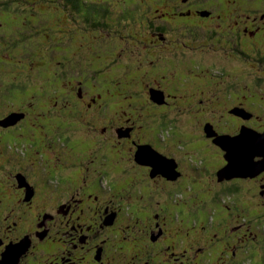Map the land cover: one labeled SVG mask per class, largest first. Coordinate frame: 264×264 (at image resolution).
Wrapping results in <instances>:
<instances>
[{
	"label": "rangeland",
	"instance_id": "374dc122",
	"mask_svg": "<svg viewBox=\"0 0 264 264\" xmlns=\"http://www.w3.org/2000/svg\"><path fill=\"white\" fill-rule=\"evenodd\" d=\"M52 1L32 0L33 4L29 3L25 7V11H35L34 9L38 10L42 9V7H47L51 10V18L48 17L47 13L43 15L46 19L31 18V20L34 19V21H37L32 26L24 24L14 28L17 33L26 37V39L16 38L14 40L15 43H22L23 40L27 43L26 45H30V47L27 46L29 47L26 50L27 52L22 51V47L20 46H15V48L10 47L8 40L0 38V78L2 77L4 79L6 77L11 82L16 77H22L23 82L31 83L29 88H24V98L22 97L16 102L10 101L9 104H5L0 109V112H2L0 118L2 116L3 119L6 118V112L10 108L14 113L22 114L13 123L7 122L8 124L6 123L5 127L0 128V139L9 136L7 133L11 134L12 131H15L18 136L16 139L11 138L12 147L7 146L8 141L5 140L6 143L0 141V189L4 187L8 188L5 190V194L0 197V223H8L6 228L12 230L16 235L20 234L26 228L29 230L28 233L33 242L35 240L39 242L37 248L34 250H32L33 245L31 243L28 253L23 257L24 260H21V264H48L45 258L48 257V252L55 251L58 245L64 246L66 249L70 247L67 236L60 238L57 233L58 231L63 232L69 230L70 224L58 225L55 218L47 219L48 224L30 227L29 225L33 221H36V214L35 212L30 213L27 211L24 216V220L27 221V226L23 227L22 231L16 232L18 228L14 224V216L9 217L7 215V207L10 204L11 198L17 199L16 203H18L20 196L24 192L22 186L26 184L20 179L21 176L18 175V169L27 172L30 179L35 181L36 193L33 199L35 204L36 202L38 203L36 205L39 208H42L43 205L48 206V202L51 205L56 204L57 199L55 197L59 191L54 189V183H52L51 187H47L44 178L51 182L49 179L51 173L47 172L43 166L45 162V167L48 170L49 167L47 168L46 166L47 159L45 157L49 155L50 159L55 160L56 157L54 154L64 150L63 146L51 142L52 139H55L54 137H46L47 134H51L54 131L53 127L57 122L59 124L69 123L68 125L66 124L67 130L65 132L66 134L70 133L71 136L83 137L91 140L93 144L96 143L97 139L105 140L100 149H97L98 146L91 148L92 155H96L97 157L96 168L91 170L92 176L90 178L91 180H89L91 182L88 186L89 192L94 193L98 191L95 186V177H99L102 174H98L97 169L100 166H102L101 170L103 169V171L105 169L116 170L117 168H129L136 176V178L131 180L127 176H124L125 173H122L124 178H122L120 173H117L118 177L114 173H106L109 176L108 180L112 176L115 182L113 184L103 180L101 185L104 191L102 194H99L100 202H97L93 197H85L81 200L82 195H77L67 200L74 208L69 212L71 214L70 220L74 221L75 224H78L80 221L83 223L91 222L94 223V226L91 230L85 231L89 235L88 243L82 248L80 245L75 248L71 252L73 258L71 260H65L71 263L66 264H84L86 260H90L93 264H96L94 256L97 245L103 246L106 252L118 250L128 252V254L123 253L126 255V258L120 261H126L131 264L141 263V260L131 262L132 259L129 256L138 246L145 244L142 236L143 227L144 229L147 228L149 222L154 224V218H162L163 212L168 210L164 207L166 204L171 206L170 209H172L171 215L173 218L175 214L173 201L175 198L183 203L186 210L202 205L207 213L202 217L204 224L206 223V218L208 219L207 215L211 214L209 220L212 223L209 226L208 233L204 234V239L209 240L206 241V244L211 241L210 256L213 261L216 260V257H220V254L228 255V257L231 256L233 254L232 250L236 246L235 249H237L236 251L238 253H236L234 264H243L242 261L245 257H248L247 259L252 264H263L261 262V255H264V253H262L261 246H264V235L260 236V231L264 227V196L259 193V190L261 189V183H264V174L261 179H256L261 174L260 172L254 177L224 178L222 179L223 181H217L214 173L215 170L212 168L217 165L219 167L221 164L224 159L221 153L223 150L210 140L212 138L211 136L205 135L207 133L203 130L202 125L205 120H214L220 127H223L220 130L226 131L228 129L229 131H237L239 129L241 130L242 127L240 125L243 122L252 125L260 131L264 130V62L258 59L260 56L259 53L264 52V0H204L208 3L204 5V8H208L211 5L209 1L214 4L212 6L218 5L216 3L224 4L230 2L228 10L221 11V15L224 16L227 12H233L235 17L231 16L226 24L241 19L244 17L242 15L244 13L252 12L249 9H255V12L260 13L262 17L258 20L245 16L244 19L242 18L244 22L240 25L241 29L248 28L249 30L255 29V26L260 25L254 32H258L262 36L249 35L248 38L256 41L257 45L260 44V47H258L261 51L258 52V49H255L252 44L245 43L243 45L246 50L252 52L250 57L231 53L233 50L229 51V49H225L220 40H216L213 43L215 46L211 44L203 46V43L200 44V38L202 39L201 35L196 37L197 42H193V38L189 37L185 32L184 36L167 39V37H171L169 30L166 31L165 39H160L157 34L158 41L161 42V45L153 46V49L149 51L147 47L141 46V41L138 42L136 39L126 36L125 33L116 37L115 34L117 35V33L113 29V24H110L111 35L108 34L110 30L104 27H101L100 30L92 27L91 29L88 27L89 31L83 29L86 21L79 16L81 12L75 4L71 2L78 8L77 15L72 5L68 6L69 11L66 12L65 9L68 7L51 4L53 3ZM114 1L117 5L121 1L125 2V0ZM141 1H145L148 6H151L150 14L153 19L158 20V23H171L170 29L172 33L177 32L174 31L178 27L177 24L181 25L183 30L185 29L184 27L187 25L179 23V17L177 16L182 17L185 14L184 12L186 10L189 12V9H193L196 3V1L192 2L191 0ZM179 2L181 3L180 8L177 10L172 9ZM97 3L107 4L105 0H89L87 5L92 7L91 10H94L95 4ZM127 5L129 6L130 4ZM127 5H123L122 7H127ZM99 8L100 6H98ZM204 8L202 10H205ZM115 9V11H119L118 7ZM104 10L107 17L110 18L109 15L113 13V10L109 8H105ZM174 11L184 14H177ZM117 13H114L116 19H120L122 16H118ZM202 14L204 13L202 12ZM187 15L191 16L189 18L196 17L190 13ZM87 16L92 18L90 13L85 17L89 19ZM3 21L0 19V36L9 34V32L2 33L3 30L8 31L6 27L8 24L3 23ZM91 22H94L93 19L90 20ZM46 23H49V25ZM134 23H136L135 29L140 31V24L142 23L138 24L136 21ZM226 24L223 23L220 28L224 29ZM181 26H179V29H181ZM40 38L41 40L37 42L43 43V50L50 49L51 45L52 51L55 49V55L58 56L55 59H67L68 61V58L63 55L64 51L71 57L73 63L83 62L85 64L83 69L86 77L80 76L79 74H74L73 76L70 69L64 70L63 75L62 70L65 68L61 67V65H55L54 67L47 60L50 54L44 52L42 49L32 51L31 53V44L35 42L34 40ZM150 38V36L146 38V41L142 37L148 44L153 43ZM7 39L11 38L8 37ZM181 40H186L187 47L182 45ZM192 45L195 46L188 47ZM23 54L28 57L31 63L36 64L35 67L32 66L27 69V67L18 63L22 59L21 55ZM257 56L258 58H256ZM155 58H157L156 62L150 61ZM192 60L199 61L202 65L193 66V63H190ZM205 66L210 69L213 66L216 69L226 71L222 73L220 71L216 72L215 70L212 72L214 73V77H212L209 75L208 70H205ZM15 72L19 73V75H14ZM55 72L57 74L62 73L61 81L52 78ZM70 77L71 79L67 81ZM17 79L21 82V79ZM79 80H82L83 83L86 81L85 84H82L85 101L78 98L79 95L77 96ZM1 83L2 81H0ZM174 84L185 90H182V92L171 91V95L169 97L167 96L169 99L168 103H157L151 98V89H163L168 93ZM230 84L233 85L230 86ZM150 85H152V88H150ZM235 85H239L238 88L234 87ZM1 88L2 84L0 85ZM43 90H45L44 94L47 95L43 96ZM241 90L249 92L247 98H244V101H246L247 107L253 110L255 114H252L246 119L235 118L233 115L228 114L221 115L222 110H224V113L229 111L230 108H227V105L231 100H235V102L240 100L237 97H239ZM228 93L233 96L230 97V100L227 99ZM19 94L21 95V92L18 89L13 90L9 88L1 92L0 96L5 97V95H9L19 98ZM96 97L97 100L93 102L92 98ZM44 98H47V100H44ZM1 99L4 100V98L0 97ZM187 104L191 105L189 108L193 110L195 106L200 108L195 111L186 112L183 109ZM74 111H77V113H74ZM232 111H234V108L231 109ZM53 114L55 115L54 120L48 121L47 118H50ZM164 114H168V116ZM163 116L171 124L169 127L165 124L161 128L159 121L162 120ZM43 117L46 122L44 124L46 128L42 124ZM127 117L134 120L135 132L131 137L120 136L121 134L118 132V135L120 134L119 137L115 132V125L122 123L124 125ZM23 118L26 120L20 123ZM103 124H107L110 133H106V135L100 133L99 127L103 126ZM118 128L120 131L122 130L121 126ZM236 128L237 130H235ZM40 129L41 133L38 134L37 132ZM133 138H140L143 141L152 140L153 138L159 150L165 152V154H173L177 158L181 163V167L184 169V173L174 178L161 173L159 176L150 179L146 168L136 167L132 163L130 146ZM94 150L96 151L93 154ZM20 154L24 159H22L23 162H20V164L11 166L6 163L5 160L7 157L18 158V156H21ZM101 156L104 158L106 156L109 157V166L104 161L100 164L99 159ZM30 167L32 170L40 171L43 179L39 180V182L41 181L40 184H38L36 177L31 175ZM41 170L45 172L43 173ZM176 172H178L177 168ZM176 178H180V182L176 184L172 183L173 179L175 181ZM74 180V183L69 184V186H78L81 178L76 176ZM236 181L240 183V190L236 192L239 198L237 200L228 198V201L223 198L222 200L224 201L221 202L222 196H227L226 188ZM61 185L68 186V183L62 181ZM129 188H132V190H129ZM126 189L132 194H127ZM119 190L122 192L121 195H119ZM176 191L183 193L177 192L175 195ZM185 193H189L187 201L183 199ZM230 196L233 197L232 194ZM219 197L220 199H218ZM50 198L52 200L48 202L44 200ZM131 204L139 207V210L143 208L144 211L140 212L139 222L130 232V239L122 237V239L115 242H110L109 234L102 229L103 227L99 226L101 223L99 222L100 219H104V207L108 206L109 210L118 212L117 222L113 226L120 224H118V220H121L122 224L126 225L130 224L129 220L131 221L133 217L132 211L130 210L131 207L128 206ZM21 207L25 209V206ZM144 207L149 212L147 217V210ZM81 208H84V210L81 211ZM15 212H17L16 209ZM142 215L145 216L142 217ZM59 217L60 219L64 218L62 216ZM64 220L68 219L64 218ZM43 221L44 219H42ZM172 221L177 224L178 220ZM160 222H162V219H160ZM200 223L203 224L202 221ZM177 225L180 226L179 223ZM177 228H173V231H176L179 235L182 234L184 238L186 233ZM41 229H48L47 232L50 235L47 236L44 234L43 237L38 236L37 232ZM125 230L128 231L129 229L125 228ZM126 233L124 230L119 232L120 236L126 235ZM8 234V231L3 229V236L7 237ZM45 238H50L51 240H44ZM76 238L78 239L77 235ZM63 239H66V243L61 245ZM164 244V240L160 241L158 248ZM180 245L182 248L184 247V244ZM185 246H188L187 242ZM174 250L179 252L180 249L174 248ZM245 250H248L252 257L249 255L246 256L247 253ZM200 252L202 255H205L207 249L204 248ZM32 255L33 257H31ZM115 255L118 257V254ZM80 256L83 257V261L77 259ZM52 258L53 256L49 257V259ZM109 261H117V259ZM152 262L154 263L153 259ZM170 264H173L171 260ZM194 264L202 263L196 260Z\"/></svg>",
	"mask_w": 264,
	"mask_h": 264
},
{
	"label": "flooded vegetation",
	"instance_id": "af4514ba",
	"mask_svg": "<svg viewBox=\"0 0 264 264\" xmlns=\"http://www.w3.org/2000/svg\"><path fill=\"white\" fill-rule=\"evenodd\" d=\"M192 2H195V5L193 6V9H189V12L186 10L184 13H179L177 11H174V13L177 12V14H184L182 15V17H191L190 15L187 14H193L194 16H196L195 18L192 17L194 20L196 21H204L205 23H207V25L211 26V27H220L222 26L223 23H227L228 19L231 16H234L233 12H227L224 16L221 15V11H226L228 10V6L229 3H224V4H220V3H216L218 5L216 6H212L214 5L213 3H211L209 1V7L208 8H204L205 4H208L207 2H205L204 0H191ZM205 2V3H204ZM180 2L179 4L176 5V8L174 10H177L178 8H180ZM251 6H253L251 4ZM255 7V6H254ZM205 10H202V9ZM193 10V12H192ZM255 9H249V11H252L250 13H244L242 15L247 16V18H252L254 20H258L260 19V17H262L260 15V13L255 12ZM192 12V13H191ZM202 12L204 14H202ZM207 13V14H205ZM211 13V14H210ZM232 13V14H231ZM216 15V18H215ZM235 17V16H234ZM244 17H242L244 19ZM238 19L235 20L234 22L231 21L232 23L230 24H226L225 28H220L221 30H223L224 32H226L227 37H224L220 40L223 43V47L225 49H229L233 50V54H236V47L240 46L241 49L246 50L243 45L245 43H249L252 44L253 47H255V49L261 50L259 47V45H257L256 41H254L253 39H249L248 36L252 35V36H256L259 35L258 32L255 33L254 31L256 29H258V26H255V29H251L249 30L248 28L244 29L240 27L241 23L244 22L243 19ZM221 21V22H220ZM233 29V30H232ZM253 31V32H252ZM151 34V38L150 40L154 43L155 40L157 42L158 41V36L160 39H165L166 37V32H156L155 30L150 32ZM262 36V35H259ZM167 39H169L167 37ZM225 42V43H224ZM231 43H233V45H231ZM220 44V43H219ZM161 45V42H159V46ZM259 46V47H258ZM192 47V46H190ZM230 47V48H229ZM240 52V50H239ZM251 52V51H250ZM177 55V54H175ZM244 57H246L244 55ZM157 58L155 59H151L150 61L156 62ZM166 60V59H165ZM167 61V60H166ZM194 62H199V61H195ZM192 61H190L191 63ZM157 67V66H155ZM152 67V68H155ZM205 70H208L209 74H212V71H215L214 68L210 69L209 67L205 66ZM214 74V73H213ZM212 76V75H210ZM214 77V76H212ZM82 84H85L82 82V80H79V86L77 87V96L78 98H80L82 101L84 100V95L82 92ZM152 88V85H150ZM155 87V86H153ZM164 93V104L169 102V99L167 98V96L169 97V95H171L170 93H172L171 91H168V93L163 90ZM247 93L246 92H241L239 94V97H237L238 99L240 98L239 101L235 102V100H231L228 105L227 108H230L229 111H226V113H224V110H222L223 112L221 113V115H233L235 118H246L244 117V115L242 114V112H249L252 114H255L253 110L249 109L246 105V101H244V98H247ZM173 96V95H172ZM250 96V94H249ZM230 97H233L232 95L228 96V100H230ZM243 97V99H242ZM93 102H95L97 100L96 98H92ZM153 102V101H152ZM155 103V102H154ZM199 105V104H197ZM202 105V104H201ZM189 104L186 105L185 110L186 111H195L198 110L200 107L195 106L194 110L192 108H189ZM234 108V111L231 112V109ZM214 113V111H212ZM1 114V113H0ZM28 116V115H27ZM220 116V115H219ZM221 117V116H220ZM207 119V118H206ZM85 123V122H84ZM125 124H119V125H115V132L118 135V132L121 134H119L120 136H126V137H131L135 130H134V120H132L131 118L127 117L125 119ZM59 124V123H58ZM207 124H210L212 126V128L219 134H223V133H227V134H237L239 130H237V128L235 130L237 131H229L228 129L226 131L224 130H220L223 127H220L214 120H205L202 128L203 130H205V126ZM62 124H59L57 126H61ZM243 125H247L250 127H253L252 125H248L246 123L242 122V125H240L241 127ZM45 126V125H44ZM122 127V130L120 131L118 127ZM60 127H55L54 131L51 134H47L46 137L48 136H52L55 139L51 140V142H54L55 144H58L59 146H63L64 150L61 151L60 153L54 154V156L56 157L55 160L50 159L48 153H47V157L49 158V169L47 170V172H50L51 174L49 175V178H53L56 179L54 181H52L55 184V190H58L59 192L57 193V196L55 197L57 199L56 204L51 205L50 202H48L49 200H52V198L50 199H44L48 202V206L43 205L42 208H39V206H37L36 204H38L36 202H34V199H32L30 202H24L22 201V195L20 196V200L18 203H16L17 199H15V202L12 203L11 207L8 208L7 211V215L9 217H12V215L14 216V224L15 226L18 228L16 229V232H20L22 231L23 227L27 226V221L24 220L23 214L21 213V208L22 207H18V205L22 204V206H25V209L23 210L24 215L25 213L28 211V208H26V206L29 207V209H31L32 213L35 212L36 214V221H33L31 223V225H29L30 227L35 226H42L45 224H48V222L46 221L47 219H55L56 218V222L58 225H66V224H70V229L69 230H65L63 232L58 231V235L59 237H63V236H67V241L70 244L69 248H65L64 246H56V250L53 252H48V257H45L48 261V264H66V263H71L69 261H65V260H71L73 258V255L71 256V252L77 248L79 245L82 247L85 246V244L88 243V233H85L86 230H91L92 227L94 226V223H83L82 221H80L78 224H75L74 221L70 220L71 214L69 213L70 210H73L74 208L72 207L71 203L68 202L67 200H70L72 197L75 196H81V200L85 197H93L97 202H100V195L103 193V187H102V182L103 180H105L106 182L109 181L111 183L114 184L115 180L112 178V176L110 177V180H108L107 174H116V176L118 177L117 173H120L122 175V173H125L124 176H127L128 178H130L131 180L136 178V176L132 173V170H129V168H117L116 170H107L105 169V171H103V169L101 170L102 166L99 167L98 170V174H101V176H96L95 177V186L97 187V192L91 193L89 192V188L88 186L91 184V182H89V180H91V170H94L96 168V155H92L91 153V148H95L97 147V149H100L103 145V141H105L104 139L96 140V143L93 144V142L91 140H87L83 137H74L71 136L70 133L66 134L65 131H62V129H59ZM255 128V127H254ZM100 129V133L106 135V133H110V131L107 128V124H103V126L99 127ZM98 129V131H99ZM256 129V128H255ZM85 131V130H82ZM206 133V131H205ZM118 135V136H119ZM207 135V134H205ZM119 136V137H120ZM123 138V137H122ZM210 140L212 142L213 138H210ZM131 159L133 160L132 163H134V165L136 167H144L146 168V170L149 173V178H155L156 176H159V174H161L160 172L153 175L151 174L152 171V166L149 164H143L140 163L136 160V152L139 148L140 145L143 144H147L149 146H153L155 149H157L159 152L165 154V152L161 151L158 149V147H156V143L154 142V140H141L140 138H133L131 140ZM215 143V142H214ZM216 144V143H215ZM217 145V144H216ZM218 146V145H217ZM219 147V146H218ZM133 148V151H132ZM96 150L93 151V154L95 153ZM222 158H224V151L222 152ZM57 155V156H56ZM168 157H173V154H165ZM105 158L101 156V158L99 159L100 164L104 163L109 166L110 165V161L104 160ZM176 162H177V169L178 172L180 173L179 175H182L184 173V169L181 167V163L177 160V158H175ZM109 163V165H108ZM226 163V160L223 159L221 164L215 167H213L212 169L215 170V176L217 178V181H220L218 179L217 176V172L218 170L221 168V166H223ZM52 164V165H51ZM106 166V167H107ZM180 168V169H179ZM85 170V171H83ZM112 171V172H111ZM46 172V173H47ZM107 173V174H106ZM264 172L256 177V179H261L263 177ZM262 175V176H261ZM52 176V177H51ZM76 176H79L81 178V181L79 182L78 186L72 187L69 186V184H73L74 183V178ZM124 176L122 175V178H124ZM121 179V177H120ZM166 179V178H165ZM180 178H176V180L172 181V183L176 184L180 182ZM64 181L66 183H68V186H63L61 185V182ZM223 181V180H222ZM228 182V181H225ZM223 182V183H225ZM261 189L259 190V193L264 196V183H261ZM181 187V185H180ZM88 188V190H86ZM53 189V190H54ZM129 190H132V188H129ZM128 189H126L125 191H127V194H132L131 192H129ZM36 193V191H35ZM119 195H121V190H119ZM125 194V193H124ZM70 198V199H69ZM44 203V202H43ZM204 204V203H203ZM130 206V210L132 211V219L131 221L129 220L130 224H126L123 225L121 220H118V224H122V225H115L118 219V212L117 211H112L109 210L108 206L104 207V219H100L99 222H101L99 224L100 227H103L102 229L104 231H106L109 236H110V242H115L119 239L126 238V239H130L131 235L130 232L134 229V226L139 222V214L141 211H144L143 208H141L139 210V207L135 206L134 204L128 205ZM200 205V207L198 206L196 209H187L186 211L183 210V213H181V211H179L180 213V218H179V214H174V217L172 218V209H170V205L166 204L164 207L167 208L168 210H166L165 212H163V217L160 218L162 219V222H160V219L158 218H154V224H152L151 222H149V226L147 228L144 229L143 227V239L145 240V244L143 246H138V248L129 256L131 260V262H135L136 260H141L142 262L139 264H170V260L173 262V264H194L196 262V260L200 261L202 264H234L235 262V257H236V253H238L235 249L233 248L232 252L233 254L231 256L228 257V255H223L220 254V257H216V260L213 261V259L210 256V252H211V241L208 242V244H206V241L209 240H205L204 239V234L208 233L209 230V226L211 225V221L209 220L210 218L208 217V219L206 218V223H203V219L202 217L207 214L205 208ZM17 208V209H16ZM145 208V207H144ZM15 209L17 212H15ZM146 209V208H145ZM84 210V208H81V211ZM139 210V211H138ZM147 210V209H146ZM30 212V211H29ZM30 212V213H31ZM149 215V212L147 210V215L146 217ZM211 214H209L210 216ZM57 216V217H56ZM59 216H62L68 220H64V218L60 219ZM145 215H142V217ZM179 218V219H178ZM28 219V218H26ZM42 219H44V221L42 222ZM146 219V218H143ZM172 220H178L177 224L179 223L180 226H178L177 224L174 223V221ZM202 221L203 224H201L200 222ZM96 223V222H95ZM98 224V222H97ZM8 225V223H0V255L1 252L3 251L2 249L5 248V246L11 242V241H16L18 240L20 237L27 236L28 238L31 239L30 234L28 233V229H24L20 234H14L12 232V230H9L8 228H6V226ZM113 226V227H112ZM110 227V228H108ZM177 228L180 231H184L186 233L185 237L183 239L180 238L179 234L176 231H173V228ZM125 228H128L129 230H125ZM3 229H6L8 231V236L5 237L3 236ZM48 229H41L40 231L37 232L38 236L43 237L44 234H46L47 236H49L50 234L47 232ZM126 231V235H121L119 234L120 231ZM74 231V232H72ZM76 235L78 237V239L76 238ZM128 236V237H127ZM213 239V238H212ZM44 240H51L50 238H45ZM106 240V239H105ZM165 241L164 246L165 247H160L158 248L159 242L160 241ZM211 240V239H210ZM36 242V243H35ZM187 242L188 246H185V243ZM33 248L32 250H34L35 248H37L39 242H37V240H35L33 242V240L31 241ZM55 243V242H54ZM66 243V239H63V242H61V245H64ZM150 243V245H149ZM205 243V244H203ZM180 244H184V247L182 248V246ZM89 248V246H87ZM122 247V245H121ZM174 248H179V252H176L174 250ZM204 248L207 249V252L205 255H202L200 251H202ZM28 253V252H27ZM26 253V254H27ZM95 256L94 259L96 261V264H131V263H127L126 261H120L121 259H125L126 255L124 254H128V252H126L125 250H118V251H108L106 252L104 247L101 245H97L95 248ZM124 253V254H123ZM25 254V255H26ZM32 254V253H31ZM118 254V257L117 255ZM159 254H163L164 256V260L161 259L160 261H158V255ZM24 255V256H25ZM167 255V256H166ZM23 256V257H24ZM50 256H53L52 259H49ZM166 256V258H165ZM23 257L21 258V260H24ZM225 257V258H224ZM49 259V260H48ZM77 259L83 261V257L80 256ZM117 259V261H109V260H115ZM152 259L154 261V263L152 262ZM264 264V261H261ZM260 262V263H261ZM21 264V261L20 263ZM40 264V263H39ZM84 264H93L90 260H86V262Z\"/></svg>",
	"mask_w": 264,
	"mask_h": 264
},
{
	"label": "trees",
	"instance_id": "16d2710c",
	"mask_svg": "<svg viewBox=\"0 0 264 264\" xmlns=\"http://www.w3.org/2000/svg\"><path fill=\"white\" fill-rule=\"evenodd\" d=\"M52 2L53 3H51V4H57L59 6L61 5V6H65V7H68L69 5H72L74 7V9L76 10V15L78 14L77 10L79 8L80 12H81V13H79V16L83 20L86 21V23L84 24L85 26L83 27V29L89 31L88 27H90V29L92 27V28L100 30L101 27H104V28H108V30H110L108 32V34L111 35L112 31H111V25L110 24H113L114 25L113 29H114L115 33H117V35L115 34L116 37L119 36L120 34L125 33L126 36L134 38L138 42L141 41V46L142 47H147V49L149 51L151 49H153V46H156V45L159 46V42H157V41L155 43L148 44V42H145L142 39V37H144L145 40H146V38H149V36L151 37V35H149V33L152 30L153 31L155 30L156 32H160V31L161 32H163V31L166 32V31L169 30V33L171 34V37L169 39H174V38H177L178 36H180V37L184 36V32H185L189 37L193 38L192 39L193 42H197V38L196 37L197 36L199 37V35H201L203 40L200 38V42H201L200 44L203 43V46L206 45V44H211L212 46H215V44H213V43L216 40H221L223 38V36L227 37L226 32L221 30L220 27H216V26L215 27H211V26L207 25V23H205L204 21H196L193 18H189V17L183 18V17H180V16H177V17H179L178 18L179 19L178 22L181 23V24H185L187 26L184 27L185 29L183 30L182 26L177 24V26H178L177 29H174V31H177V32L176 33H172L171 29H170L171 23H169V22L168 23L165 22V24L164 23H158V20L153 19L152 15L150 14L151 13V6L150 5L148 6L147 2L141 1V0H125V2L121 1V3H118V5H117V3L114 0H105V2L107 4H100V3L95 4V9H94L95 11L91 10L92 7L87 5L89 3V0H81V1L80 0H53ZM71 2L73 4H75L78 8L75 5H73ZM29 3L31 4L32 0H0V12H2L1 15H0V19L2 21L4 20L3 23L5 22L6 24H8L6 26L8 28L7 29L8 31L3 30L2 33L5 34V33L9 32L8 35L6 34V36L5 35L0 36V38H2L3 40H8L10 47H13V48H15V46L22 47V51H26L30 47V45H26L27 43H25L23 40H22V43H20V42H16L15 43L14 39H16V38L26 39V37L24 35H21V34L17 33V31H15L14 28H16L17 26L24 25V24L27 25V26H32V24H36L37 21H34V19L31 20V18H37V19L38 18H42V19L44 18V19H46V17H44L43 15H46L47 13H48V17H50V18L52 17V16H50V15H52L51 10L48 9L47 7H42V9H38V10L34 9L35 11H32V10H28V11L26 10L25 11V7L28 6ZM127 4H130V5L128 6ZM131 4H133V5H131ZM106 5H108V6H106ZM123 5H127V7H122ZM49 6H50V3H49ZM98 6H100L99 9H101V10L98 9ZM116 7L119 8L118 9L119 11H115ZM105 8H109V9L113 10V13H110V15H109L110 18L107 17V15L105 14V10H104ZM132 8H134V9H132ZM175 8H176V5H174L172 7V9H175ZM65 11L68 12L69 11V7L66 8ZM116 12H118L117 13L118 16H120V17L122 16L120 19H116V16L114 15V13H116ZM89 13H90V15H92V18L87 16L89 19H86L85 17ZM102 13H104V14H102ZM92 19H93L94 22L90 23V20H92ZM114 19H116V20H114ZM134 21L138 22V24L142 23V24H140L141 25L140 31L135 29V24L136 23H134ZM46 24L49 25V23H46ZM179 26H181V29H179ZM188 26H190V27H188ZM158 28L160 29V31H158L159 30ZM174 28H176V26H174ZM137 34H138V36H137ZM205 36H206V39H205ZM8 37H10L11 39H7ZM69 38H71V37H69ZM40 40H41V38L37 39V40H34L35 42H33L31 44V50H30L31 53H32V51L34 52L35 50H38V49H42V50L44 49L43 43L37 42V41H40ZM12 42H14V43H12ZM181 43H182V45L187 47L186 40H181ZM231 45H233V43H231ZM27 46H29V47H27ZM194 46L195 45H192V47H194ZM188 47H190V46H188ZM235 49L237 51V52H235L237 55H243V56L245 55L246 57H250L252 55V52L245 51V50L241 49L240 46H237ZM54 50L52 51V45H51L50 49H48L46 51L43 50V51L44 52H48L50 54V57H48L47 60H49V62L52 63L54 65V67H55V65H59V66L61 65V67L65 68V69L62 70L63 71V75H64V70L70 69V71L72 72L73 76H74V74H79L80 76L86 77L84 75L85 71L83 69V66H85V64L83 62H74L73 63L72 60H71V57L68 56L67 52H64V51H63V55L68 58V61H67V59H62L64 61H62L61 59H55V57H58V56L55 55L56 53H55ZM239 50H240V52H239ZM259 51H261V50H259ZM259 54H260L259 58H258V56L256 58H258L259 61H263L264 62V52L259 53ZM21 58L22 59L19 60L18 63L21 64L22 66L27 67V69L29 67H32V66L35 67L36 64L35 63H31L28 60V57H26L24 54L21 55ZM53 58H54V60H52ZM164 62H165V60H164ZM192 63H193V66L202 65L200 62H194L193 60H192L191 64ZM66 67H68V68H66ZM211 68H214V70H216V72L220 71V72L224 73V71H226V70L223 71V69H216L213 66ZM200 69H202V68H200ZM32 70H34V68H32ZM212 72H214V71H212ZM61 74L62 73L57 74V72H55V74L52 75L53 76L52 78H55L57 81H59V80L61 81V77H62ZM14 75L18 76L19 73L15 72ZM209 75L214 76L213 73L209 74ZM1 78H0V81H2V83H1L2 84V88L0 89V93L3 92L4 90L6 91V90H8L10 88V89H13V90L18 89L19 92H21V95L19 94V98L11 97L9 95H5V97L0 96L1 98H4V100L3 99L0 100V109H2L5 106V104H9L10 101L16 102L17 100L22 98L23 95H24L23 94L24 93V88H29L30 85H31V83L23 82V78L22 77H16L14 80H11V82L6 77L4 79L3 78L1 79ZM17 78H19V79L22 78L20 80L21 82H19ZM70 79H71V77L69 79H67V81H69ZM84 83H86V81H84ZM234 84H236V83H234ZM232 85L233 84H230V86H232ZM238 86L239 85H237V86L235 85L234 87L238 88ZM234 87H231V88H234ZM182 90H185V89H183L182 87H177L175 84L172 85V87L170 89V91H175V92L176 91L182 92ZM244 90H246V89H244ZM242 91L243 90H241V92ZM44 92H45V90H43V96L47 95V94H44ZM246 93L248 94L249 92L246 91ZM229 95L230 94L228 93V96ZM44 100H47V98L46 99L44 98ZM44 102H47V101H44ZM30 108H31V106H30ZM183 110L185 111V108ZM12 112H14V111L10 108V110L7 111L6 114H9V113H12ZM186 112H189V111H186ZM0 113H2V112H0ZM74 113H77V111H74ZM164 115L168 116V114H164ZM1 118H2V116H1ZM27 118H29V117H27ZM54 118H55V115L53 114V116H51L50 118H47V120L51 121V120H54ZM25 120L26 119L23 118L20 121V123L24 122ZM159 122H160L161 128H163L165 126V124L168 125L167 127H169V125H171L165 120L164 116H163L162 120L159 121ZM45 123L46 122H45L44 117H43V120H42L43 126H44ZM64 124H65V126H64ZM64 124H62L61 126H57V125H59L58 122H57L56 125L53 128L55 129V127H60L59 129H62V131H65V130H67L66 129V124L68 125L69 123H64ZM2 127L3 126H0V128H2ZM44 127L46 128V126H44ZM171 129H172V126H171ZM33 132H35V131H33ZM37 133L38 134L41 133V129ZM7 134L9 136L0 139V141L4 142V143H6V141H8L9 143H7V146L12 147L11 138L16 139V138H18V136L16 135L15 131H12L11 134L10 133H7ZM5 148H6V145H5ZM45 158L47 159L46 166L48 168L50 166L49 165V158L48 157H45ZM22 159H23L22 155L18 156V158L10 156V157H7L5 161H6L7 164H9L11 166H16V164H18V163L20 164V162H23L24 159L23 160ZM107 159H109L108 156H106L104 160H107ZM2 166H4V165L2 164ZM43 167L47 171V169L45 167V162H44V166ZM29 169L31 171V172L29 171L31 173V175L35 176L36 180H38V184H40L41 181L39 182V180H43L41 175H40V171L39 170H32L31 167ZM41 171L43 173L45 172L43 170H41ZM26 174H28V173L26 172ZM28 177H29V174H28ZM49 179H50L51 182H49L47 179L44 178V180H45L44 182L47 184V187H51V185L53 183L52 181L56 180V179H53V178H49ZM237 182L238 181L233 182L232 185H230L228 188H226V195L227 196H224V197L222 196V198L220 200L221 202L224 201V200H222L223 198H225L227 201H228V198H234L235 200H237L239 198L238 195L236 194V192L240 190V183L239 182L237 183ZM182 189H183V187H182ZM179 191H176L175 195ZM179 193H183V192H179ZM170 194H172V193L170 192ZM188 194L189 193H187V194L185 193V195L183 196V199H185L186 201L188 200ZM230 194H232L233 197H231ZM234 194H236V195H234ZM169 197H172V196H169ZM218 199H220V197ZM12 201L15 202V199L11 198V201L9 202L10 204L8 205L7 208L11 207ZM21 206H22V204L18 205L17 208H19ZM173 206H174V212L176 214L180 215L179 211H181V213H183V210L186 211L183 203L179 202L177 198L174 199ZM192 209H196V207H193ZM23 210L24 209L21 208V213L23 214V217H24L25 215H24ZM207 217H209V215H207ZM260 232H261L260 236L264 235V227H263L262 231H260ZM179 236H180L181 239H183V235L182 234L179 235ZM162 247H165V246L163 245ZM261 250H262V253H264V246H261ZM245 251L247 253L246 256L249 255L250 257H252L249 254L248 250H245ZM239 252H241V251H239ZM166 256H165V258H166ZM31 257H33V255ZM261 257H262V261H264V255H261ZM247 258L246 257L244 258V260L242 261L243 264H252L250 262V260H248ZM161 259L164 260L163 254H159L158 255V261H160Z\"/></svg>",
	"mask_w": 264,
	"mask_h": 264
},
{
	"label": "water",
	"instance_id": "95a60500",
	"mask_svg": "<svg viewBox=\"0 0 264 264\" xmlns=\"http://www.w3.org/2000/svg\"><path fill=\"white\" fill-rule=\"evenodd\" d=\"M151 98L157 103H162L164 102V93L160 89H151ZM242 114L246 118L251 116L249 112H242ZM21 116L22 114L11 113L5 119L0 120V123L3 125L7 122L13 123ZM205 131L224 150V157L227 162L217 172L219 180L234 177H254L264 171V130L259 131L243 125L237 134H219L210 124H207ZM135 157L138 162L152 166V176L160 172L174 178L180 174L176 172L177 162L174 158L162 154L147 144L139 146ZM20 179L23 180L24 178L21 177ZM28 246L29 241L26 238L20 242L7 245L0 264H9V261L10 264H17L19 257ZM11 251L13 252L12 258L9 256Z\"/></svg>",
	"mask_w": 264,
	"mask_h": 264
},
{
	"label": "bare ground",
	"instance_id": "6f19581e",
	"mask_svg": "<svg viewBox=\"0 0 264 264\" xmlns=\"http://www.w3.org/2000/svg\"><path fill=\"white\" fill-rule=\"evenodd\" d=\"M246 119V118H245ZM10 258L13 257V252L11 251V253L9 254Z\"/></svg>",
	"mask_w": 264,
	"mask_h": 264
}]
</instances>
